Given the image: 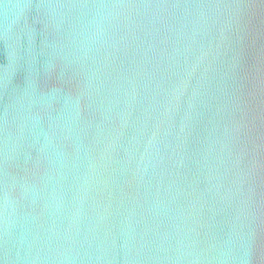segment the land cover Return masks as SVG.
Wrapping results in <instances>:
<instances>
[{"label": "water", "instance_id": "water-1", "mask_svg": "<svg viewBox=\"0 0 264 264\" xmlns=\"http://www.w3.org/2000/svg\"><path fill=\"white\" fill-rule=\"evenodd\" d=\"M0 264H264V0H0Z\"/></svg>", "mask_w": 264, "mask_h": 264}]
</instances>
